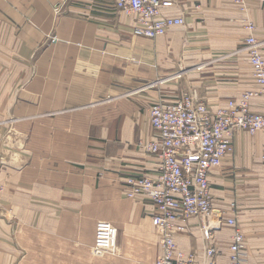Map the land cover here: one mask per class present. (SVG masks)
<instances>
[{
    "label": "crops",
    "instance_id": "0c3cea01",
    "mask_svg": "<svg viewBox=\"0 0 264 264\" xmlns=\"http://www.w3.org/2000/svg\"><path fill=\"white\" fill-rule=\"evenodd\" d=\"M116 3L0 0V264L153 263L156 205L125 194L129 175L158 170L138 145L158 137L151 105L197 89L216 109L257 89L244 45L248 20L264 40V2L173 0L164 13L186 24L154 38L136 35ZM251 108L264 111L263 94ZM233 142L210 174L215 206L230 214L237 201L248 255L264 264V131L239 130ZM101 219L119 229L117 254L93 252ZM204 222L189 217L178 247L201 252ZM212 232L225 262L233 229Z\"/></svg>",
    "mask_w": 264,
    "mask_h": 264
},
{
    "label": "built area",
    "instance_id": "2783aa9c",
    "mask_svg": "<svg viewBox=\"0 0 264 264\" xmlns=\"http://www.w3.org/2000/svg\"><path fill=\"white\" fill-rule=\"evenodd\" d=\"M250 1L235 0L243 8ZM172 3L173 0H117L116 4L120 11L133 16L136 35L154 38L173 26L186 24L184 15L164 13V8ZM246 28L249 32L244 50L257 89H248L239 98H231L216 109L200 98L197 89L182 93L174 102H155L150 107L151 123L158 137L140 140L138 145L159 157L158 170L152 175H129L125 194L131 198L147 197L156 205L152 219L160 231L161 251L151 264H254L235 212L237 201L229 202L232 212L225 214L215 206L210 183L211 172L234 151L237 131L249 134L264 131V111L251 108L252 98L264 95V40L257 37L254 21L248 20ZM261 159L264 162V146ZM191 216L205 221L203 229L208 243L201 252L184 251L176 241L177 232L187 227ZM213 217H218L215 225L210 221ZM223 224L233 229L225 262L218 260L221 251L213 241L212 232ZM118 234L112 221L99 220L94 251L118 253Z\"/></svg>",
    "mask_w": 264,
    "mask_h": 264
},
{
    "label": "rangeland",
    "instance_id": "374dc122",
    "mask_svg": "<svg viewBox=\"0 0 264 264\" xmlns=\"http://www.w3.org/2000/svg\"><path fill=\"white\" fill-rule=\"evenodd\" d=\"M57 10H59V7L57 8ZM119 10V9H118ZM120 11V10H119ZM122 12V11H121ZM53 39H51V41H57V40H59V38L56 36V35H53ZM139 142V141H138ZM0 196H1V199H2V205H3V197H2V194L0 193ZM2 206L0 207V217H1V215L3 214V212H2ZM101 220H103V219H101ZM111 221V220H110ZM118 228V227H117ZM119 230V229H118ZM98 252H96V251H94L93 250V252L94 253H96V254H99V255H107V256H109V254L108 253H112V252H107V251H99V250H97ZM115 254H117V253H115ZM142 264V263H141ZM143 264H145V263H143Z\"/></svg>",
    "mask_w": 264,
    "mask_h": 264
}]
</instances>
